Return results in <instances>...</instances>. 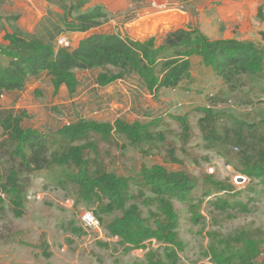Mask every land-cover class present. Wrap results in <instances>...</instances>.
I'll return each mask as SVG.
<instances>
[{
	"label": "rangeland",
	"instance_id": "374dc122",
	"mask_svg": "<svg viewBox=\"0 0 264 264\" xmlns=\"http://www.w3.org/2000/svg\"><path fill=\"white\" fill-rule=\"evenodd\" d=\"M241 1L195 0L181 5L174 0H90L86 7L103 5L108 20L98 27L63 34L54 29L59 25L61 31H67L61 18L63 6L55 0H0V15H17L15 24L22 31H36L53 50L61 47L57 44L60 36L66 37L72 49L91 33H117L139 41L153 39L157 46L177 28H197L210 39L234 37L260 42L264 0L255 4ZM38 17L40 25L53 30L43 33L36 23ZM2 22L10 30L7 21ZM3 35L0 30L1 62L14 54ZM192 61L189 78L156 96L147 91L136 74L99 86L98 70H76L79 84L73 95L64 85L54 91L50 78L41 74L30 77L21 91L0 97V116L24 110L22 125L42 132L57 130L78 118L112 125L107 138L90 133L86 141L73 144L83 146L81 157L90 173L100 169L117 176H135L142 167L161 165L194 180L187 202L166 199L177 216L173 230L180 245L154 238L140 248L121 243L109 234L106 224L122 212L108 210L106 200L83 201L76 184L60 186L52 177L59 169L54 163L32 175L22 174L26 192L20 214L0 187V264H215L209 255L211 245L234 248L245 241L258 251L252 264H264V181L241 171L252 157L264 156V70L240 78L238 93L244 103L238 105L221 79L199 58ZM218 93L223 101L212 107L215 117L210 119L193 110L207 106L206 96ZM184 113L185 123L170 116ZM118 120L141 123L145 133L131 142L115 131ZM247 124L256 125L255 130H249ZM238 137L242 139L239 145ZM71 145L65 142L56 151L61 154ZM67 168L79 170L74 163ZM237 177L243 180L236 181ZM124 199L125 208L133 210L151 228L166 224L159 198L147 189L130 185ZM83 211L97 217L100 230L83 226ZM192 215H197V220H191ZM171 252L176 255L174 260L168 257Z\"/></svg>",
	"mask_w": 264,
	"mask_h": 264
},
{
	"label": "trees",
	"instance_id": "16d2710c",
	"mask_svg": "<svg viewBox=\"0 0 264 264\" xmlns=\"http://www.w3.org/2000/svg\"><path fill=\"white\" fill-rule=\"evenodd\" d=\"M55 1L63 6L61 18L64 24L85 30L108 20V11L103 5L86 7L90 0ZM192 1L195 0H174L181 5ZM258 14L261 15L260 10ZM17 18V15H0L3 40L14 52L7 61H0V97L8 92L21 91L30 77L41 74L50 78L54 91L64 85L68 94L73 95L79 84L76 70H98L96 82L99 86L136 74L147 91L156 96L161 90L174 89L189 78L192 58L197 57L215 77L222 80L234 103L240 105L244 103L238 93L240 78L260 74L264 70V30L258 32L261 41L255 42L251 39H210L197 28H177L169 31L157 46L153 39L139 41L117 33H93L81 39L72 49L58 47L53 50L52 45L37 34L22 31L15 24ZM3 19L10 30L2 22ZM54 29L61 31L59 25H54ZM206 100L207 106L193 110L212 119L215 117L212 107L223 99L218 93L207 95ZM170 116L181 123L187 121V113ZM25 117L24 110L17 115L6 113L0 116V187L8 195L17 214L21 213L26 192L22 174L32 175L55 163L59 169L53 171L52 177L60 186H65L67 182L76 184L83 201L94 203L106 200L108 210L122 212L121 216L106 224L109 234L118 237L121 243L140 248L146 240L154 238L180 245L173 230L177 216L166 199L187 202L195 186L194 180L181 171H168L161 165L142 167L135 176H117L100 169L90 173L81 157L83 146L73 144L86 141L90 133L107 138L111 135L112 125L78 118L57 130L42 132L24 127L22 122ZM246 126L252 131L256 128L254 124ZM114 127L131 142L139 140L140 134L145 133L141 123L126 124L118 120ZM241 140L238 137L236 143L241 144ZM65 142L72 145L66 152L58 154L56 148ZM252 159L241 171L264 181V156ZM70 163L78 165L79 170L69 171L67 167ZM130 185L147 189L159 198L166 224L160 223L157 228H151L133 210L125 208L124 197ZM191 220H197V215H192ZM257 252L250 241L234 248L230 245L225 248L209 247L210 258L215 264H252ZM168 257L174 260L176 255L171 252Z\"/></svg>",
	"mask_w": 264,
	"mask_h": 264
},
{
	"label": "built area",
	"instance_id": "2783aa9c",
	"mask_svg": "<svg viewBox=\"0 0 264 264\" xmlns=\"http://www.w3.org/2000/svg\"><path fill=\"white\" fill-rule=\"evenodd\" d=\"M57 44L61 47L68 48L69 42L65 36H60L57 39ZM210 172H213V168L210 169ZM81 223L83 226L100 230V222L97 217L91 211H83L80 216Z\"/></svg>",
	"mask_w": 264,
	"mask_h": 264
},
{
	"label": "crops",
	"instance_id": "0c3cea01",
	"mask_svg": "<svg viewBox=\"0 0 264 264\" xmlns=\"http://www.w3.org/2000/svg\"><path fill=\"white\" fill-rule=\"evenodd\" d=\"M242 3H249V2H251L252 4H255V3H257L258 2V0H242L241 1ZM260 2V1H259ZM48 14H46V16H47ZM43 16V15H42ZM41 15H40V18L42 17ZM60 16V13L58 14V17ZM39 17H38V19L36 20V23H38L37 21H39V19H40ZM65 25V27L64 28H66L67 27V29H65V30H67V31H65V32H63V31H60V33L61 34H63V33H77L78 32V26H72V25H67V23L66 24H64ZM38 26H39V29L43 32V33H48V32H50V30L49 29H52L51 27L50 28H48V29H45V26H42V25H40V22L38 23ZM38 26L36 27V29L38 30ZM42 26V27H41ZM34 28V26L32 27L31 26V30ZM36 29H34V31L36 30ZM79 29H81V28H79ZM53 30V29H52ZM82 30V29H81ZM261 30H264V29H261ZM261 30H259V31H261ZM33 31V32H34ZM258 31V32H259ZM35 33H36V31H35ZM43 33H39V35H41V34H43ZM91 34H93V33H91ZM90 35V34H89ZM259 35V34H258ZM88 36V35H87ZM86 37V36H85ZM219 38H225V37H217V38H211V39H219ZM227 38H234V37H227ZM83 39V38H82ZM237 39V38H236ZM240 40H242V39H240ZM79 43V42H78ZM78 43H77V45H78ZM76 45V46H77ZM75 46V47H76Z\"/></svg>",
	"mask_w": 264,
	"mask_h": 264
},
{
	"label": "water",
	"instance_id": "95a60500",
	"mask_svg": "<svg viewBox=\"0 0 264 264\" xmlns=\"http://www.w3.org/2000/svg\"><path fill=\"white\" fill-rule=\"evenodd\" d=\"M243 177H237L236 181H242Z\"/></svg>",
	"mask_w": 264,
	"mask_h": 264
}]
</instances>
